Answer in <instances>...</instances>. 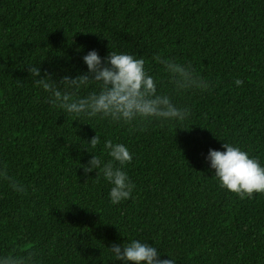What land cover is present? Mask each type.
Here are the masks:
<instances>
[{"label": "trees", "instance_id": "trees-1", "mask_svg": "<svg viewBox=\"0 0 264 264\" xmlns=\"http://www.w3.org/2000/svg\"><path fill=\"white\" fill-rule=\"evenodd\" d=\"M89 49L141 56L153 74L154 56H169L208 87L175 97L191 110L182 127L76 118L44 100L27 68L75 75ZM105 139L133 153L134 188L115 205L102 175L82 167L109 159ZM225 142L264 165V0H0V164L27 187L0 183V251L120 264L107 247L135 238L177 264H264V193L221 188L205 160Z\"/></svg>", "mask_w": 264, "mask_h": 264}, {"label": "clouds", "instance_id": "clouds-1", "mask_svg": "<svg viewBox=\"0 0 264 264\" xmlns=\"http://www.w3.org/2000/svg\"><path fill=\"white\" fill-rule=\"evenodd\" d=\"M81 59L86 71L75 75H58L46 69L41 74L42 69L33 64L27 68L33 83L45 94L44 100L76 118H95L132 127L153 122L162 127L173 123L182 127L191 110L179 104L175 97L208 87L190 63L169 56H154L160 66L156 74L145 67L143 57L130 52L110 50L101 57L96 49H89ZM234 84L239 86L242 81L237 78ZM88 142L95 148L100 140L95 135ZM102 147L109 159L105 161L94 154L82 166L83 172L96 170L102 175L111 186L107 195L115 205L129 199L134 188L124 170V165L132 161L133 153L126 144L112 139H105ZM222 149L209 148L205 156L219 186L242 199L251 198L254 192L264 193V165L239 146L225 142ZM0 183L20 195L27 191L24 183L9 174L6 164H0ZM161 255V249L143 239L133 238L107 247L108 258L120 264H177L174 253L167 252V258ZM0 264L44 262L37 250L21 252L12 248L0 251Z\"/></svg>", "mask_w": 264, "mask_h": 264}]
</instances>
